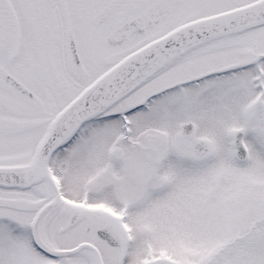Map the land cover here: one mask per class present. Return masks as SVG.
<instances>
[{
  "label": "snow or ice",
  "instance_id": "obj_1",
  "mask_svg": "<svg viewBox=\"0 0 264 264\" xmlns=\"http://www.w3.org/2000/svg\"><path fill=\"white\" fill-rule=\"evenodd\" d=\"M0 264H264V0H0Z\"/></svg>",
  "mask_w": 264,
  "mask_h": 264
}]
</instances>
